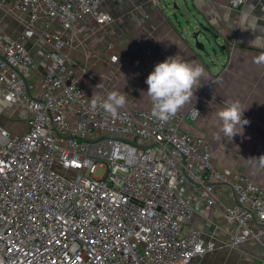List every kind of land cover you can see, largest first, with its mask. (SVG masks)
Instances as JSON below:
<instances>
[{
	"label": "built area",
	"instance_id": "built-area-1",
	"mask_svg": "<svg viewBox=\"0 0 264 264\" xmlns=\"http://www.w3.org/2000/svg\"><path fill=\"white\" fill-rule=\"evenodd\" d=\"M101 4L0 0L46 45L32 85L25 35L0 33V94L27 115L19 134L0 125V264H194L216 241L188 225L180 188L222 207L230 244H264V184L216 169L206 138L183 125L190 113L161 121L151 104L113 117L99 107L104 97L83 90L65 32L86 15L112 21Z\"/></svg>",
	"mask_w": 264,
	"mask_h": 264
},
{
	"label": "crops",
	"instance_id": "crops-1",
	"mask_svg": "<svg viewBox=\"0 0 264 264\" xmlns=\"http://www.w3.org/2000/svg\"><path fill=\"white\" fill-rule=\"evenodd\" d=\"M189 1L183 0L180 6L165 0L159 5L152 0H102L101 9L110 13L112 21L98 25L86 15L66 30L70 64L86 93L106 99L117 91L126 95L124 107L143 109L152 104L145 94V81L157 63L178 55L203 66L202 86L196 92L193 89L195 96L178 111L190 113L184 127L206 138L216 169L264 184V168L258 160L264 155V0H247L239 9L229 7V0ZM23 20L8 5L0 6V33L12 38L25 35L23 44L34 60L28 81L34 85L45 71L46 45ZM198 29L207 42L200 41L202 48L192 38ZM232 102L246 109L243 118L250 123L243 135L229 141L217 114ZM195 108L200 115L192 119ZM21 112L24 129L26 112L8 106L0 94L2 127L5 121L15 122ZM178 192L190 205L188 225L216 241L214 251L194 264H264V244L255 239L230 244L221 206L207 205L187 188Z\"/></svg>",
	"mask_w": 264,
	"mask_h": 264
},
{
	"label": "clouds",
	"instance_id": "clouds-1",
	"mask_svg": "<svg viewBox=\"0 0 264 264\" xmlns=\"http://www.w3.org/2000/svg\"><path fill=\"white\" fill-rule=\"evenodd\" d=\"M204 75L203 66L195 62H185L179 59L178 55L169 56L164 61L157 63L145 81L148 85L145 94L152 103V115L161 121H167L174 117L195 96V92L202 86L200 80ZM126 102L125 94L113 91L107 95L99 107L105 113L115 117L118 110L126 105ZM92 107H97L95 99L92 100ZM245 110L240 107L239 102H232L218 112L217 115L222 125L221 131L229 141H232L237 135H243L244 126L250 123L249 120L243 118ZM198 115L200 113L195 108L191 118L195 119ZM258 160L260 167L264 168V155L260 156ZM203 252L201 243L195 246L192 254H203Z\"/></svg>",
	"mask_w": 264,
	"mask_h": 264
},
{
	"label": "rangeland",
	"instance_id": "rangeland-1",
	"mask_svg": "<svg viewBox=\"0 0 264 264\" xmlns=\"http://www.w3.org/2000/svg\"><path fill=\"white\" fill-rule=\"evenodd\" d=\"M167 3H170L172 5V3H177L178 5H182V1L183 0H165ZM161 3H164V0H161ZM187 3H190L189 0H187ZM187 16H190L189 14H187ZM193 26L194 23H192ZM197 31V30H196ZM198 40L202 41V43H204L205 45H207V42L205 41V39L203 38L202 34L198 35ZM212 40V38H211ZM21 114H23V112H21L19 114V117H17L15 119V122H3V126L6 130H8L10 132V134L12 135H16L22 132L23 129V123H24V115L22 116ZM101 171L100 169L96 171V175H100ZM192 225V224H191ZM195 227V226H193ZM199 230V229H198Z\"/></svg>",
	"mask_w": 264,
	"mask_h": 264
},
{
	"label": "water",
	"instance_id": "water-1",
	"mask_svg": "<svg viewBox=\"0 0 264 264\" xmlns=\"http://www.w3.org/2000/svg\"><path fill=\"white\" fill-rule=\"evenodd\" d=\"M202 29H198L197 31L192 32V38L194 40V44L197 48H202V44L198 40V35L201 33Z\"/></svg>",
	"mask_w": 264,
	"mask_h": 264
}]
</instances>
